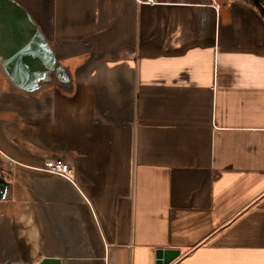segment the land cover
Instances as JSON below:
<instances>
[{
    "label": "crops",
    "instance_id": "1",
    "mask_svg": "<svg viewBox=\"0 0 264 264\" xmlns=\"http://www.w3.org/2000/svg\"><path fill=\"white\" fill-rule=\"evenodd\" d=\"M0 177V264H264V18L0 0Z\"/></svg>",
    "mask_w": 264,
    "mask_h": 264
},
{
    "label": "water",
    "instance_id": "2",
    "mask_svg": "<svg viewBox=\"0 0 264 264\" xmlns=\"http://www.w3.org/2000/svg\"><path fill=\"white\" fill-rule=\"evenodd\" d=\"M7 183L0 177V199H4L7 192ZM180 255L178 250H159L157 252V264H172ZM41 264H59L57 261L45 260Z\"/></svg>",
    "mask_w": 264,
    "mask_h": 264
},
{
    "label": "built area",
    "instance_id": "3",
    "mask_svg": "<svg viewBox=\"0 0 264 264\" xmlns=\"http://www.w3.org/2000/svg\"><path fill=\"white\" fill-rule=\"evenodd\" d=\"M216 6L218 7L217 4ZM42 169L48 173L55 174L69 180L71 179V169L62 159L49 160Z\"/></svg>",
    "mask_w": 264,
    "mask_h": 264
},
{
    "label": "trees",
    "instance_id": "4",
    "mask_svg": "<svg viewBox=\"0 0 264 264\" xmlns=\"http://www.w3.org/2000/svg\"><path fill=\"white\" fill-rule=\"evenodd\" d=\"M253 6L259 14L264 18V1L263 0H244Z\"/></svg>",
    "mask_w": 264,
    "mask_h": 264
}]
</instances>
